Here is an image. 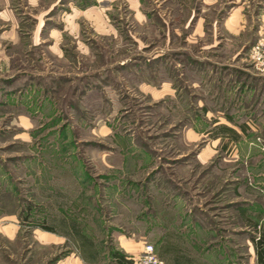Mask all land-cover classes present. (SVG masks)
<instances>
[{
    "label": "rangeland",
    "instance_id": "rangeland-1",
    "mask_svg": "<svg viewBox=\"0 0 264 264\" xmlns=\"http://www.w3.org/2000/svg\"><path fill=\"white\" fill-rule=\"evenodd\" d=\"M173 201L260 263L264 0H0V264L65 257L77 204Z\"/></svg>",
    "mask_w": 264,
    "mask_h": 264
},
{
    "label": "crops",
    "instance_id": "crops-1",
    "mask_svg": "<svg viewBox=\"0 0 264 264\" xmlns=\"http://www.w3.org/2000/svg\"><path fill=\"white\" fill-rule=\"evenodd\" d=\"M151 189L157 191L156 185ZM186 206L174 201L77 204L71 218H64V226H45L39 241L69 249L65 257L55 255L49 264H130L145 244L153 246L164 264L223 263L215 231L188 213Z\"/></svg>",
    "mask_w": 264,
    "mask_h": 264
},
{
    "label": "built area",
    "instance_id": "built-area-1",
    "mask_svg": "<svg viewBox=\"0 0 264 264\" xmlns=\"http://www.w3.org/2000/svg\"><path fill=\"white\" fill-rule=\"evenodd\" d=\"M130 264H164V262L157 257L152 245L145 244L140 256Z\"/></svg>",
    "mask_w": 264,
    "mask_h": 264
},
{
    "label": "trees",
    "instance_id": "trees-1",
    "mask_svg": "<svg viewBox=\"0 0 264 264\" xmlns=\"http://www.w3.org/2000/svg\"><path fill=\"white\" fill-rule=\"evenodd\" d=\"M261 253H259V260H264V251L263 250H261L260 251Z\"/></svg>",
    "mask_w": 264,
    "mask_h": 264
}]
</instances>
